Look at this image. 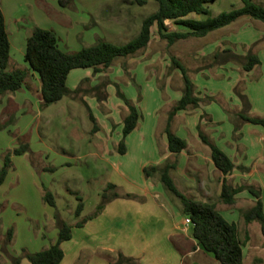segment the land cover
I'll list each match as a JSON object with an SVG mask.
<instances>
[{
  "label": "crops",
  "instance_id": "1",
  "mask_svg": "<svg viewBox=\"0 0 264 264\" xmlns=\"http://www.w3.org/2000/svg\"><path fill=\"white\" fill-rule=\"evenodd\" d=\"M195 15L196 13L188 14L191 17H196ZM248 19L250 20L245 21L242 27L228 26L230 23L222 26L227 27L221 30L220 34L202 40L200 47L189 46L188 50L192 54L197 53L194 54V59L200 55H206L208 58V61L200 66L199 62L185 64L194 84V91L202 98L207 95L212 98L199 101L195 107L179 109L174 114L171 130L186 140L185 148L177 153L168 149L164 128L170 107L182 94L183 78L180 70L171 64V56L177 54H168L165 45L169 44L167 41L163 44L158 33L151 34L147 45L140 51L141 59L137 68L130 62H124L123 67L119 66L113 71H106L113 67L111 64L96 72L92 67H75L68 72L66 85L70 89L78 86L80 88L77 92L67 95L84 105L88 117L89 111L95 117V122L91 121L88 143L100 141L103 145L100 151L89 147L84 153L73 152L70 155L74 158L80 155H98L109 159L114 169L112 175L116 172L118 177L107 182H112L117 187L120 184L118 179L122 178L127 185L122 189L115 187L116 190L121 193L129 192L133 196L114 197L82 225L72 226L71 237L61 242L64 255L58 264H76L75 261L86 249L90 254L85 264L110 263L117 251L135 257L142 264H221L191 235L188 230L190 224L184 222L185 215L181 211L179 199L172 196L173 194L163 186L158 173L155 171L148 176L144 174L143 166L161 164L166 160L175 162L170 176L180 191L196 200L213 201L217 210L228 221L236 223L239 236H247L242 245V264H264V234L260 223L258 220L245 221L242 214L256 200L255 194L248 188L250 186L260 191L264 216V125L243 121L239 129L234 130V122L238 120L236 113L242 106L234 91L239 82L242 92L250 101L249 114L264 117V24ZM5 23L10 51L12 48L17 50L23 58L25 40L29 33L24 34L21 41L14 30L13 22H7L5 18ZM152 39L154 46H150ZM223 48H230L241 55L251 49L258 55L260 62L249 70H244L241 63L235 60L214 62L213 53ZM10 58L11 56L9 61ZM158 61H161L163 66L169 64L168 69L174 68V72L164 78L161 74L157 76L155 67L149 66ZM14 67L27 69L26 80L22 87L0 93V114L4 108L12 113L17 109L31 110V119L34 120L40 113V79L25 61L9 68ZM124 72L129 74L128 78L123 76ZM103 75H108L109 79ZM100 77L104 80L99 79ZM101 82H104L106 96L99 100L92 87ZM116 85L140 112L137 125L124 137V152H119L117 146L122 137L123 118L128 112V107L117 95ZM101 105L106 108L102 109ZM162 106L165 111L163 115L160 113ZM199 133L204 134L229 155L234 163L230 172L224 174L214 164L210 147L201 139ZM16 137L18 138V135ZM10 142L13 143V138ZM23 142L28 143L29 150L21 154L29 153L33 163L42 171L49 168V165L42 162L49 156L51 148L43 140L35 145L28 139ZM56 148L66 153L65 147L58 145ZM117 152L131 154L135 168L137 167L142 175L137 184L132 181L130 168L119 164L122 160L117 159ZM62 158V164L68 163L67 156ZM223 177L233 186H245L234 194V201L231 203H226L219 197ZM40 185L43 190H37L38 205L46 210L49 204L42 198L46 185L43 181ZM38 187L40 186L36 183V188ZM48 218L55 223L53 210H50ZM252 227H258L254 235ZM57 231L56 227L54 235L47 237V242L43 244L35 238V243L41 242L42 245L28 251L39 250L54 243ZM41 237L45 239L46 236L43 234L40 240ZM94 251L98 252L100 257L92 254ZM20 264L32 263L22 257Z\"/></svg>",
  "mask_w": 264,
  "mask_h": 264
},
{
  "label": "rangeland",
  "instance_id": "2",
  "mask_svg": "<svg viewBox=\"0 0 264 264\" xmlns=\"http://www.w3.org/2000/svg\"><path fill=\"white\" fill-rule=\"evenodd\" d=\"M252 1L264 6V0ZM242 4V0H213L207 4L208 12L196 14L195 18L213 16L222 10L239 7ZM0 6L6 21L11 20L15 25L14 30L21 41L23 35L30 33L34 25H39L55 32L60 48L73 51L94 43L98 39H106L114 43L126 42L138 32L142 19L157 9L158 2L146 0L139 4L134 0H0ZM248 18L264 24V21L260 19L242 15L228 26L242 27L245 21L250 20ZM165 22L169 30L179 28L170 19H166ZM226 27L213 29L205 36L177 39L169 44L170 46L165 45V48L169 55L177 54L176 57H179L184 64L199 62L200 66L208 61V58L205 57L206 55H200L194 59V54L197 55V53L192 54L188 50L189 46L200 47L202 40H206L211 35L220 34ZM156 30V24H153L152 35L158 33ZM161 42L165 44L166 39L161 38ZM154 43L152 39L150 46H154ZM141 50L143 48L133 54L116 57L112 63L113 67L106 71H113L119 66L123 67L124 62H130L134 68H137L138 61L141 59ZM10 56L8 67L24 62L22 54L13 48ZM153 66L157 76L161 74L162 78L174 72V68L169 70V64L163 66L161 61L149 67ZM129 72L131 74V70ZM129 74L124 72L123 76L128 78ZM104 76L108 78V75ZM39 107L40 113L34 120L31 119L33 116L31 110L17 109L12 113L11 110L4 108L0 114V166L6 152H10L11 158L6 177L0 184V264H12V255L20 254L22 249H35L46 243L47 237L54 235L53 231L57 226L48 218L50 210H56L64 220L72 223L92 213L101 200V193L107 181L116 180L118 177L116 172L112 175L114 170L112 162L105 157L80 155L74 158L70 155L73 152L84 153L89 147L98 151L103 149L100 141L88 143L92 122L79 100L64 95L60 100L48 104L41 101ZM101 107L106 108L104 105ZM160 113L162 115L165 113L164 106ZM16 124H18L17 127ZM12 138L13 143L10 142ZM27 139L33 145L43 140L51 148L49 156L44 158L45 162H42L49 165V168L42 171L33 163L29 153L12 152L13 147ZM58 145L65 147L66 153L58 150L56 148ZM62 156H67L68 163L60 162L63 159ZM116 157L122 160L123 163H119L120 165L130 168L132 181L137 184L142 175L141 171L135 168L131 154L124 155L117 152ZM114 164L116 165V162ZM41 181L53 193L55 199V206L48 205L46 210L38 205L37 190H43ZM118 181L120 184L116 188L122 189L127 185L122 178ZM35 182L40 187L36 188ZM77 195H80L83 201V209L79 216H76L74 212L79 201ZM8 228L12 230L10 240L6 238ZM188 230L191 231L190 225ZM257 230L258 227H252V234L254 235ZM43 234L46 237L45 239L41 237L40 240ZM35 238L42 244L35 243ZM93 253L98 256V252ZM89 254L87 249L84 250L75 263L85 264L89 260L87 258Z\"/></svg>",
  "mask_w": 264,
  "mask_h": 264
},
{
  "label": "trees",
  "instance_id": "3",
  "mask_svg": "<svg viewBox=\"0 0 264 264\" xmlns=\"http://www.w3.org/2000/svg\"><path fill=\"white\" fill-rule=\"evenodd\" d=\"M142 4L146 0H134ZM213 0H157L156 10L148 13L141 22L138 32L124 43H114L106 39H98L94 43L80 47L77 50L68 51L59 47L58 37L52 29L34 25L31 32L26 37L23 59L33 69L40 79L41 101L48 104L59 100L64 95L77 92L79 86L70 89L66 85L68 72L75 67H92L93 71H99L111 65L116 57H124L135 53L145 47L152 34V25L156 24L158 35L166 39L170 44L176 39L185 38L189 35L203 36L209 31L225 26L242 15L264 21V6L252 0H242L243 4L228 10H222L216 15L206 18H195L188 16L189 13L205 14L208 12L207 4ZM166 19L174 21L180 29L169 30L165 22ZM10 56V40L5 23V16L0 6V93L14 91L22 87L27 76V69L24 67H8ZM214 62H225L235 60L241 63L244 70H249L254 64L259 63L260 59L256 53L249 49L245 54L235 53L230 48H223L215 51L212 55ZM171 64L177 67L183 78V88L181 96L170 107L164 131L167 137L168 149L172 153H177L185 148L186 140L171 130V120L179 109L195 107L201 100H209L211 95L198 96L194 91V84L188 74V69L184 63L176 56H171ZM104 82L92 87L100 100L106 96L103 88ZM235 93L241 100V109L236 113L238 120L234 122V130L239 129L241 122L251 121L264 125V117L249 114L250 101L248 96L242 92L241 83L234 87ZM116 93L127 104L128 112L123 118L122 137L118 142L119 152L125 151L124 137L137 125L140 112L136 105L125 96L118 85ZM140 96V95H139ZM89 118L94 123L95 117L89 111ZM199 136L210 147V153L214 164L224 173L232 170L234 163L229 155L210 141L204 134ZM29 150L27 142H21L13 147L12 152L21 154ZM11 165L10 152L3 156L0 166V184L4 181L7 170ZM175 166L174 160H166L161 164H150L143 166L146 176L152 172H157L163 186L174 194L180 201L181 211L185 216H189L191 222V235L196 242L205 250L213 254L221 264H242L243 251L242 245L246 237L241 238L238 234L237 225L233 221H228L216 208L213 201L196 200L180 191L170 176V170ZM115 184L107 182L101 193V200L96 204L95 210L77 219L74 223L64 220L55 210L54 219L57 226L56 241L48 247L35 251L22 249L18 255H12V264H20L22 257H26L32 264H58L64 255L61 247L63 240L69 239L72 235V226H80L87 219L96 215L104 205L114 197H129L133 194L129 192L121 193L115 189ZM244 185L233 186L223 177L221 181V191L219 197L226 203L234 201V194L241 190ZM249 189L255 194V203L242 212L245 221L258 220L264 234V216L259 189ZM110 190V191H109ZM42 198L51 206H55L53 193L44 187ZM77 206L74 210L75 215L79 216L83 209V201L80 195ZM12 236L11 228L7 231V240ZM107 264H142L135 257L126 255L122 251H117L115 260Z\"/></svg>",
  "mask_w": 264,
  "mask_h": 264
},
{
  "label": "built area",
  "instance_id": "4",
  "mask_svg": "<svg viewBox=\"0 0 264 264\" xmlns=\"http://www.w3.org/2000/svg\"><path fill=\"white\" fill-rule=\"evenodd\" d=\"M184 222H185L186 224H190L191 220H190L189 216H185V217H184Z\"/></svg>",
  "mask_w": 264,
  "mask_h": 264
}]
</instances>
